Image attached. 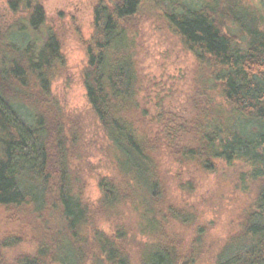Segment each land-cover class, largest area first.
Wrapping results in <instances>:
<instances>
[{"label":"trees","instance_id":"obj_1","mask_svg":"<svg viewBox=\"0 0 264 264\" xmlns=\"http://www.w3.org/2000/svg\"><path fill=\"white\" fill-rule=\"evenodd\" d=\"M151 1L197 66L199 92L184 114L144 96L129 25ZM8 6L27 15L21 34L42 36L17 48L0 76V207L35 238L34 251L16 257L8 251L24 236L0 239V264H200L208 230L171 196L163 154L178 190L193 192L208 172L250 192L212 264H264V14L240 0L96 1L82 83L110 167L93 201L77 166L82 132L51 94L65 66L61 42L42 32L39 0ZM184 226H195L190 236Z\"/></svg>","mask_w":264,"mask_h":264},{"label":"rangeland","instance_id":"obj_2","mask_svg":"<svg viewBox=\"0 0 264 264\" xmlns=\"http://www.w3.org/2000/svg\"><path fill=\"white\" fill-rule=\"evenodd\" d=\"M96 1L39 0L47 18L42 32L53 31L58 36L65 59V66L51 84L52 98L57 108L70 121L76 122L82 132L83 162L77 163V166L80 168L81 182L86 186V194L93 201L98 195V176L107 174L110 167L105 151L106 142L91 112L82 83V72L86 65L84 40H87L91 33ZM101 1L106 4L115 0ZM201 1L205 0H195ZM240 1L248 8L257 6L264 11V0ZM25 19V12L14 14L9 9L8 0H0V76L6 64L15 57L17 48L25 49L31 38L37 39V42L41 39L42 34L39 31L31 34V38L28 37L27 32H31L29 27L27 31L20 33L19 28ZM129 27L136 33L139 43L138 57L144 78V96L150 98L152 107L160 103L164 109L182 114L192 110L195 96L199 92L196 63L192 55L183 50L180 40L171 33L165 20L157 15L155 3L151 1V5L143 6ZM233 30L234 35L240 37L241 31L236 28ZM37 98L35 96V100ZM168 119L165 120L166 124ZM161 160L163 170L171 177L169 184L173 199L183 208L194 212L196 223L208 230L209 250L200 264H212V257L240 218V211L250 204V192L237 190L234 183H230L233 181L230 175L222 179L220 174L208 172L197 174L193 192L178 190V185L172 180L177 166L171 162L168 154H163ZM18 225L10 220L5 209L0 207V239L12 238L19 233L24 236V243L8 251L10 257L34 251L35 238L31 240L34 233L31 230L18 232L21 230ZM194 227H182L183 234L190 236Z\"/></svg>","mask_w":264,"mask_h":264},{"label":"flooded vegetation","instance_id":"obj_3","mask_svg":"<svg viewBox=\"0 0 264 264\" xmlns=\"http://www.w3.org/2000/svg\"><path fill=\"white\" fill-rule=\"evenodd\" d=\"M105 3V2H104ZM256 8H257V10L258 11H260V12H262V13H264V11L262 10V8L261 7H257V6H255ZM264 8V7H263Z\"/></svg>","mask_w":264,"mask_h":264}]
</instances>
